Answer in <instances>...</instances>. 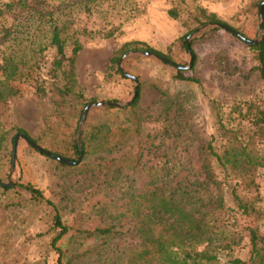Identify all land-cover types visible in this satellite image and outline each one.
Instances as JSON below:
<instances>
[{
	"label": "trees",
	"instance_id": "1",
	"mask_svg": "<svg viewBox=\"0 0 264 264\" xmlns=\"http://www.w3.org/2000/svg\"><path fill=\"white\" fill-rule=\"evenodd\" d=\"M263 2L260 0L251 5L256 22L255 36L260 31L262 37L256 45L242 41L235 36L234 31L248 40L255 39L234 29L204 8L186 12V19L182 12L171 10L169 16L182 22L186 34L172 42L166 51L157 50L141 41L125 43L113 52L106 79L111 81L114 76L129 79L130 72L126 70L125 75L120 67L122 58L131 52H144L157 56L164 66L172 67L175 82L200 85V80L189 74L194 70L197 59L193 47L226 31L247 44L253 64L244 70L232 62L229 55L218 54L216 61L220 75L239 77L241 82H246L258 74L264 84V21L261 22L260 15ZM95 7L96 0H9L4 8H0V106L20 96L21 91L15 83L34 85L35 94L40 98L49 96L51 104L45 127L52 137L48 148L40 153L47 156L46 152H49L69 160L73 163L57 162L64 168L80 173L92 172L99 176L113 174L107 176L110 180L106 181L112 184L121 180L125 172L137 171L140 163L138 156L112 157L125 146L122 136L114 133L110 124L92 120L91 109L81 133V144L77 140L84 110L96 101L85 97L78 81L76 61L83 46L73 14L77 11L89 14L94 12ZM210 25L209 29L191 41L195 57L193 67L187 70L180 68L188 63L179 56V52L183 51L191 57L186 39L199 27ZM101 33L106 38H112L115 31ZM127 62L129 59L125 60V64ZM139 96L138 89V96L129 107L138 105ZM190 99L189 92H179L168 104V109L178 107L181 110L189 104ZM108 103L110 105L104 109L117 108L111 105L116 101ZM74 107L79 110L75 114L77 120L72 124L68 116ZM251 116L252 125L245 127H230L220 121L211 139L201 144L199 150L203 179L186 185L181 182L173 185L170 174L152 169L146 175L150 180L142 192L128 187L118 199L97 202L93 210L100 224L94 228L67 225L60 208L47 200L42 191L30 184L22 185L34 201L52 208L54 236L51 246L58 254V264H75L83 259H91L92 255L97 256L94 259L96 264H223L221 257L225 253L232 257L245 238L248 240L244 245L248 248V258H231L226 264H264V235L256 226L264 219L256 180L264 169V156L256 145V139L264 142V109H258ZM17 136L40 146L39 141L24 129H5L0 117V153L6 151L11 163ZM61 149L69 151L73 157L64 155ZM0 188L4 192L15 189L7 186ZM240 218L245 220L246 225L241 230L238 227V231ZM127 235L137 239L133 247L119 251L111 250L110 247L102 250L109 241ZM79 237H95L104 243L95 250L68 256L60 243Z\"/></svg>",
	"mask_w": 264,
	"mask_h": 264
},
{
	"label": "rangeland",
	"instance_id": "2",
	"mask_svg": "<svg viewBox=\"0 0 264 264\" xmlns=\"http://www.w3.org/2000/svg\"><path fill=\"white\" fill-rule=\"evenodd\" d=\"M8 1H0V8H4ZM257 1L260 0H96L94 12H74L75 28L81 32L83 46L76 61L77 76L85 97L96 101L92 103L116 101L115 104L122 105L113 110L104 109L107 105H95L91 108V118L110 124L111 130L122 136L125 146L112 157L137 155L139 167L137 171L125 172L121 180L110 184L111 181L106 182L110 180L107 176L113 174L99 176L64 168L56 159L42 155L20 138L15 168L9 154L6 151L0 153V180L2 184L12 182L15 187L10 192L0 188V264H58V254L51 246L54 236L52 208L34 201L22 185L30 184L42 191L47 200L60 208L67 225L94 228L100 224L93 210L97 202L118 199L128 187L142 192L150 180L146 175L152 169L170 174L173 185L203 179L199 148L215 134L219 122L230 127L251 126V113L264 109V84L258 74L246 82H241L239 77H222L216 61L218 54L229 55L239 68L248 70L253 61L247 44L226 31L197 43L193 47L197 54L195 67L189 74L195 75L200 85L175 82L174 69L164 66L155 57L128 56L122 62V70L129 71V76L138 80L140 96L135 108L127 105L134 98L135 81L120 76L108 81L109 61L114 51L131 41L145 42L157 50L166 51L172 42L186 34L182 22L169 16L171 10L182 12L186 19V12L201 7L250 38L261 40L260 31L255 36L256 22L251 13L252 3ZM111 30L115 31L112 38L101 33ZM68 54L71 55L70 50ZM133 56L142 58L134 59ZM179 56L189 66L191 57L183 51ZM126 59L129 62L125 64ZM14 85L21 91L20 96L0 106L4 128L24 129L39 141L41 148H48L52 137L45 127L51 109L49 96L38 97L31 83ZM179 92H189V104L181 110L178 107L168 109V104ZM78 110L74 107L70 111L68 119L72 124L77 120L75 114ZM85 124L86 120L82 131ZM256 145L264 156V142L256 139ZM61 150L64 155L73 157L69 151ZM256 180L261 197L259 206L264 211V169ZM239 222L238 231L246 225L241 218ZM256 226L264 235V219ZM137 242L134 236L127 235L109 241L102 250L110 247L119 251L133 247ZM247 242L245 238L232 257L225 253L221 257L222 263L226 264L231 258L246 260L248 248L244 245ZM102 243L104 241L99 238L79 237L63 240L60 246L68 256H73L95 250ZM96 257L92 255L91 259L75 264H96Z\"/></svg>",
	"mask_w": 264,
	"mask_h": 264
},
{
	"label": "water",
	"instance_id": "3",
	"mask_svg": "<svg viewBox=\"0 0 264 264\" xmlns=\"http://www.w3.org/2000/svg\"><path fill=\"white\" fill-rule=\"evenodd\" d=\"M260 15H261V22L264 21V2L261 4V7H260ZM211 26V25H210ZM205 27H208V26H204V27H201V28H198L197 30H195L194 32H192L190 34V36L187 38L186 40V43H187V48H188V51L191 55V61H190V64L189 66H183V67H180L182 69H191L193 67V64H194V54H193V51H192V48H191V39L196 35L198 34L199 32H201ZM234 34L235 36L239 37L242 41L246 42V43H249L250 45H256L259 40H248L246 39L244 36H242L240 33L234 31ZM132 54H138V55H143V56H150V57H155L158 59L157 56H154L150 53H144V52H131L129 54H127L124 58H122L121 62H120V67L121 69L122 68V62L124 61L125 58H128V56L132 55ZM126 75V73H124ZM130 79L134 80L135 83H136V92H135V95H134V98L127 103V105H132L135 101V99L137 98L138 96V89H139V86H138V80L137 78L135 77H132V76H128ZM102 106V105H110L109 103H92V104H89V106H86L85 110H84V113H83V117H82V121H81V124H80V130H79V134H78V143L81 144V133H82V129H83V126H84V123H85V120H86V117L88 115V112L89 110L94 107V106ZM113 106H117V107H121L122 105L121 104H111ZM21 137L20 136H17L16 139H15V146H14V156H13V161H14V164H13V167L15 168V162H16V152H17V147H18V141ZM31 146H33L36 150H38L39 152H44V149L41 148L40 146L34 144L33 142H31L30 140H28L27 138H24ZM47 153V156L50 155L51 158H54L56 160H60V161H63V162H66L68 164H71L73 162H70L69 160H66L62 157H58V156H54V155H51L49 152H46ZM81 158V157H80ZM80 161V159L78 160V162ZM0 186H7V187H12L13 186V183L10 182L9 184H2V182L0 181Z\"/></svg>",
	"mask_w": 264,
	"mask_h": 264
}]
</instances>
